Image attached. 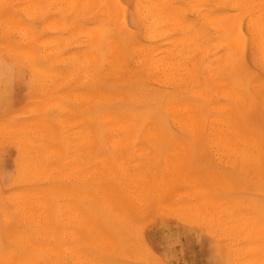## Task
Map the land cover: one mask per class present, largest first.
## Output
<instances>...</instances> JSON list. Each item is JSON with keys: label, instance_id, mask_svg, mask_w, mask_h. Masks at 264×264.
<instances>
[{"label": "rangeland", "instance_id": "rangeland-1", "mask_svg": "<svg viewBox=\"0 0 264 264\" xmlns=\"http://www.w3.org/2000/svg\"><path fill=\"white\" fill-rule=\"evenodd\" d=\"M223 1L0 0L2 250L26 241L60 264H264V0ZM114 112L153 116L158 141L186 144L189 159L97 160Z\"/></svg>", "mask_w": 264, "mask_h": 264}, {"label": "bare ground", "instance_id": "bare-ground-1", "mask_svg": "<svg viewBox=\"0 0 264 264\" xmlns=\"http://www.w3.org/2000/svg\"><path fill=\"white\" fill-rule=\"evenodd\" d=\"M223 1V0H222ZM235 1V0H234ZM241 1V0H240ZM90 2V1H89ZM224 2V1H223ZM243 1H241V3H242ZM264 3V2H263ZM76 4V3H75ZM228 4V3H227ZM225 5V4H224ZM238 5V4H237ZM242 5V4H241ZM244 5H248V1H244V4H243V6ZM254 5V4H253ZM245 6V7H246ZM262 6V5H261ZM236 7V6H235ZM238 7V6H237ZM255 7V6H254ZM260 7V6H259ZM254 9V8H253ZM256 9H257V7H256ZM250 10V9H249ZM257 11V10H256ZM262 11V10H261ZM258 12H259V9H258ZM251 13V12H250ZM256 13V12H255ZM258 15L260 14V13H257ZM257 14H254L255 16H258ZM251 15H253V14H251ZM241 16V15H240ZM264 16V15H263ZM252 17V16H251ZM260 17H261V15H260ZM263 19V18H262ZM221 20V19H220ZM256 22H259L258 21V17H257V19H256V17H255V19H254ZM259 20H260V18H259ZM261 21V20H260ZM214 22H216V21H214ZM252 22H253V19H252ZM256 22H255V25L259 28V26L261 27H263L264 28V26H263V23H261L262 25H259L258 26V24H256ZM262 22V21H261ZM240 22L238 21V25H240L239 24ZM254 23V22H253ZM232 24V23H231ZM235 24V23H234ZM232 26V25H231ZM254 25H252V23H251V21H250V23H249V35H250V40H251V42L253 43V41H254V39H256L255 38V36L256 35H258V34H260L259 36H261V30L260 29H258V31H255V30H253V27ZM255 26V27H256ZM241 27V26H240ZM257 27H256V29H257ZM218 28V27H217ZM221 28V27H220ZM263 28H262V30H263ZM219 29V28H218ZM238 31H239V28H238ZM248 31V30H247ZM256 32V33H255ZM83 33V32H82ZM263 33V35H264V31L262 32ZM241 35V34H240ZM243 35V34H242ZM259 36H258V40L260 39V40H262L261 39V37L259 38ZM233 37V39L234 40H236V43L240 46L243 42H245V39L243 38V37H241V36H239V32L237 33V32H235V35H233L232 36ZM245 37H247V36H245ZM263 37V36H262ZM260 40H259V42H260ZM26 41V40H25ZM217 42V41H216ZM42 43V42H41ZM229 43V42H228ZM227 43V44H228ZM254 43H255V41H254ZM261 44V43H260ZM214 45V44H213ZM230 45V44H229ZM260 46H263V45H260ZM260 46H258V47H260ZM231 48H233V45H232V47ZM230 48V49H231ZM240 48V47H239ZM254 48V47H253ZM261 48V47H260ZM234 49V48H233ZM237 49V48H236ZM251 50V49H250ZM252 51H254V50H252ZM22 52V51H21ZM20 52V53H21ZM238 52H239V50H238ZM237 52V53H238ZM256 52V51H255ZM264 52V49H263V51H262V53ZM25 54V53H24ZM16 55V54H15ZM21 55V54H20ZM46 55V54H45ZM255 55V54H254ZM257 55V54H256ZM262 55V54H261ZM237 56V55H236ZM256 57V56H255ZM263 58H264V56H262ZM226 58V57H225ZM260 59V58H259ZM224 60V59H223ZM253 61V60H252ZM264 61V60H263ZM225 62V61H224ZM254 62V61H253ZM219 63V62H218ZM262 63V62H261ZM260 63V64H261ZM28 64V63H27ZM259 64V65H260ZM157 65V64H156ZM257 65H258V63H257ZM113 66V65H112ZM219 66V65H218ZM149 68H151V66H148ZM155 67H157V66H155ZM162 67V66H161ZM167 67V66H166ZM95 68V67H94ZM104 68V67H103ZM159 68V67H158ZM157 68V69H158ZM165 68V67H164ZM170 68V67H169ZM173 68V67H172ZM237 68V67H236ZM152 69H154V65L152 66ZM167 69V68H166ZM235 69V68H234ZM36 70V69H35ZM34 70V71H35ZM226 70V69H225ZM119 71V70H118ZM150 71V70H149ZM148 71V72H149ZM158 71H160L159 69H158ZM168 71V70H167ZM162 72V71H161ZM164 72H166V71H164ZM160 73V72H159ZM169 73H170V70H169ZM211 73V72H210ZM163 74H165L166 75V73H163ZM212 74V73H211ZM211 78V77H210ZM224 80V79H223ZM209 82V81H208ZM207 83V82H206ZM222 83H224V81L222 82ZM222 83H220V84H222ZM226 85V84H225ZM255 85H256V83H255ZM107 86V85H106ZM207 86V85H206ZM98 87V86H97ZM99 88V87H98ZM104 88V87H103ZM253 88V87H252ZM249 89V88H248ZM100 90V89H99ZM224 90V89H223ZM256 89H254V91H255ZM172 91V90H171ZM98 93V92H97ZM255 93V92H254ZM98 94H100V93H98ZM97 94V95H98ZM106 94V93H105ZM217 93H215V95H216ZM259 94V93H258ZM109 95V94H108ZM220 95H223L222 93L220 94ZM237 95V94H236ZM263 95V94H262ZM101 96V95H100ZM106 96V95H105ZM167 96V95H166ZM226 96V95H225ZM230 96V95H229ZM253 96V95H252ZM76 97V96H75ZM98 97H99V95H98ZM114 97H116V96H114ZM203 97V96H202ZM215 97H217V96H215ZM239 97H240V95H239ZM101 98H102V96H101ZM108 98V97H107ZM123 98V97H122ZM204 98V97H203ZM224 98V97H223ZM240 98H243V97H240ZM253 98V97H252ZM249 99V98H248ZM99 100V99H98ZM169 100V99H168ZM205 100H206V98H205ZM219 100V99H218ZM228 100H230V99H228ZM240 100V99H239ZM109 101V100H108ZM121 101H123V99L121 100ZM162 101V100H161ZM243 102H244V100H242ZM103 102H104V100H103ZM106 102H107V100H106ZM240 102V101H239ZM108 103V102H107ZM106 103V104H107ZM163 103H164V101H163ZM98 104V103H97ZM176 104H177V106L176 105H174L173 104V110L175 109V111H176V109H177V111L180 113L181 112V110L182 109H187L186 107H184L183 105L182 106H180L177 102H176ZM244 104V103H243ZM107 105H109V104H107ZM167 105V104H166ZM206 105V104H205ZM218 105V104H217ZM185 106H187V105H185ZM208 106V105H207ZM213 106H215V105H213ZM212 106V107H213ZM221 106H222V104H221ZM224 107H225V105H223ZM241 106V105H240ZM169 107V106H168ZM175 107V108H174ZM211 107V108H212ZM227 107V106H226ZM165 108V107H164ZM202 108V107H201ZM204 108V107H203ZM202 108V109H203ZM214 108V107H213ZM212 108V109H213ZM222 108V107H221ZM170 109V108H169ZM217 109V108H216ZM232 109V108H231ZM166 110H167V108H166ZM213 110H215V108L213 109ZM218 110H219V112H220V109H219V106H218ZM226 109H224V111H225ZM110 110H108V112H109ZM168 111V110H167ZM166 111V112H167ZM222 111H223V108H222ZM201 112H202V110H201ZM226 112V111H225ZM169 113V112H168ZM178 113V114H179ZM187 113H189L190 114V112H187ZM98 114V113H97ZM188 114V115H189ZM226 114V113H225ZM224 114V115H225ZM230 114V113H229ZM107 115H109V114H107ZM184 115V114H183ZM194 115V114H193ZM110 121H111V124L109 123V125L107 126L106 124V129L107 128H109V133H111L110 135H111V141H108L109 143H108V145H109V147H108V145H106V142H105V145L107 146L106 147V149H108L109 148V154H107V155H104V156H102V157H99V156H97L96 157V159L97 160H103V159H160V157H161V155H162V159L163 160H165V159H189V156H190V149L188 148V146L186 145V144H182V146H177V145H171V144H169V145H163V144H161L158 140L160 139V140H164V137L162 136V133L163 132H161V129H160V131H159V129H158V127L156 126V124H155V119L156 118H154L153 116L151 117V116H149L148 114H145V113H139V112H128V113H125V112H114V113H111L110 115ZM109 116H107V118H109ZM173 116V115H172ZM187 116V115H186ZM191 116H192V114H191ZM92 117V116H91ZM207 117V116H206ZM224 117V116H223ZM225 117H226V115H225ZM224 117V118H225ZM230 117V116H229ZM100 118V117H99ZM99 118H97V119H99ZM105 118V117H104ZM175 118V117H174ZM174 118H171V119H174ZM196 118V117H195ZM210 118V117H209ZM102 119V118H101ZM159 119V118H158ZM177 119V118H176ZM182 119V118H181ZM192 119H194V118H192L191 117V120ZM207 119V118H206ZM213 119H215V118H213ZM219 119H221V118H219ZM218 119V120H219ZM178 120V119H177ZM185 120V119H184ZM225 120H227L226 118H225ZM99 121V120H98ZM160 121V120H159ZM182 121V120H181ZM207 121V120H206ZM224 120H222V121H220L221 123H224L223 122ZM241 121V120H240ZM63 122V121H62ZM161 122V121H160ZM174 122V121H173ZM178 122H180L179 120H178ZM178 122H175V123H177V125L179 124ZM186 122V121H185ZM192 122H195V121H192ZM230 122V121H229ZM187 123H189V122H187ZM187 123H185L186 125H187ZM196 123V124H195ZM194 123V127H198L197 126V123L198 122H195ZM227 123V122H226ZM183 124V123H182ZM206 124V123H205ZM244 124V123H243ZM63 125V124H62ZM185 125V126H186ZM196 125V126H195ZM226 125V124H225ZM179 126V125H178ZM237 126V125H236ZM164 128L166 127V126H163ZM180 127V126H179ZM189 127L187 126V129H188ZM231 128H233V127H231ZM190 130H192L191 128H189ZM205 129V128H204ZM237 129V128H236ZM104 130H105V128H104ZM163 130V129H162ZM101 131V130H100ZM108 131V130H107ZM193 132L195 131V130H192ZM234 131V130H233ZM191 132V131H190ZM192 132V133H193ZM213 132V131H212ZM222 132V131H221ZM231 132V131H230ZM236 132H237V130H236ZM107 132H105V134H106ZM197 133V132H196ZM224 133V132H223ZM160 134V135H159ZM165 134V133H164ZM217 134V133H216ZM218 134H220V133H218ZM193 134H191V136H192ZM102 136H103V133H102ZM194 136H196V134L194 135ZM216 136V135H215ZM237 137H238V135H236ZM108 137V136H107ZM182 137H183V135H182ZM185 137V136H184ZM221 136H219V138H220ZM236 137V138H237ZM253 136H251V138H252ZM186 138V137H185ZM218 138V137H217ZM245 138V137H244ZM143 140L141 143H139V145H136L135 144V141L136 140ZM151 139H154L153 141H151ZM176 139V138H175ZM188 139V138H187ZM225 139H227V138H225ZM242 139V138H241ZM253 139V138H252ZM108 140V139H107ZM216 140V139H215ZM237 140H239L241 143L243 142V141H241L239 138H237ZM92 141H93V139H92ZM102 141V140H101ZM187 142H189L190 140L188 139V140H186ZM219 141V140H218ZM83 142V141H82ZM171 142V141H170ZM176 142V141H175ZM179 141H177V143H178ZM186 142V143H187ZM239 142V143H240ZM253 142H254V139H253ZM93 144H94V141L92 142ZM184 143V142H183ZM217 143V142H216ZM220 142H218V144H219ZM224 143V142H223ZM227 143H229V142H227ZM238 142L236 141V144H237ZM240 143V144H241ZM245 143V142H244ZM191 144V143H190ZM226 143H224V145H225ZM254 144H257L258 145V143H253V145ZM103 145V144H102ZM194 145L195 144H193V148H194ZM220 145H221V143H220ZM229 144H226V146H228ZM244 145V144H243ZM256 145V146H257ZM92 146V145H91ZM225 146V147H226ZM230 146V145H229ZM233 146H236V145H233ZM241 145H239V147H240ZM102 147H104V146H102ZM216 147H217V145H216ZM239 147H236V148H239ZM42 148V147H41ZM196 148V147H195ZM198 148V147H197ZM242 148V147H241ZM241 148H239V149H241ZM256 148H258V147H256ZM260 148V147H259ZM192 149V148H191ZM235 149V148H234ZM101 150V149H100ZM197 150V149H196ZM196 150H194L193 149V151H195V152H198V151H196ZM226 150H227V148H226ZM232 150H233V148H232ZM237 151H239L238 149H236ZM235 150V151H236ZM229 151V150H228ZM227 151V152H228ZM241 151V150H240ZM243 151V150H242ZM257 151H259V149H257ZM200 152V151H199ZM224 152H226V151H224ZM247 152H248V148H247ZM106 153V152H105ZM194 153V152H193ZM193 153H191V154H193ZM238 153V152H237ZM250 153V152H249ZM196 154V153H195ZM252 154H254V152L252 153ZM194 155V154H193ZM193 155H192V159H193ZM241 156H243L242 155V152H241ZM254 156H255V154H254ZM258 156H259V154H258ZM232 157V156H231ZM231 157H229V159L231 158ZM244 157V156H243ZM247 157V156H246ZM89 158V157H88ZM91 158V157H90ZM245 158V157H244ZM243 158V159H244ZM95 159V160H96ZM191 159V160H192ZM195 159V158H194ZM193 159V160H194ZM245 159H247V158H245ZM251 159H252V157H251ZM256 159H257V157H256ZM259 159V158H258ZM249 160V159H248ZM18 161H19V159H18ZM33 164V163H32ZM134 164V163H133ZM135 165H136V163H135ZM104 166V165H103ZM140 166V165H139ZM28 169V168H27ZM78 169V168H77ZM28 171V170H27ZM38 171V170H37ZM29 173V172H28ZM36 173V172H35ZM130 174V173H129ZM142 174V173H141ZM148 174V173H147ZM146 174V175H147ZM117 175V174H116ZM134 175V174H133ZM139 175V174H138ZM136 176V175H135ZM53 177V176H52ZM126 177V176H125ZM124 178V177H123ZM128 178H129V176H128ZM132 178H134V177H132ZM131 178V179H132ZM142 178V177H141ZM54 180V179H53ZM108 180V179H107ZM118 180V179H117ZM128 181V180H127ZM53 182V181H52ZM138 183V182H137ZM145 185V184H144ZM125 186V185H124ZM131 186V185H130ZM137 186H138V184H137ZM158 187V186H157ZM136 189V188H135ZM142 190V189H141ZM157 191V190H156ZM132 192H133V190H132ZM140 193L141 194H143V192H141L140 191ZM158 195V194H157ZM23 196V195H22ZM137 197V196H136ZM139 197V196H138ZM160 197V196H159ZM158 198V197H157ZM181 198V197H180ZM141 199V198H140ZM36 200V199H35ZM135 202V201H134ZM178 202V201H177ZM40 203V202H39ZM144 203V202H143ZM43 204V203H42ZM42 206V205H41ZM45 207V206H44ZM60 207V206H59ZM67 207V206H66ZM47 209V208H46ZM42 212V211H41ZM44 213V212H43ZM47 212H45V215H44V217H43V219H45V217H46V214ZM42 216H43V214H42ZM48 217V216H47ZM47 217H46V219H47ZM68 218V217H67ZM117 219V218H116ZM40 221V220H39ZM47 221V220H46ZM33 222V221H32ZM248 222V221H247ZM110 224V223H109ZM241 225V224H240ZM113 226V225H112ZM43 227V226H42ZM45 228H47V227H45ZM44 228H42L41 230H43ZM44 230H46L47 231V229H44ZM44 230H43V232H44ZM39 231V230H38ZM16 233V232H15ZM39 233V232H38ZM41 233V232H40ZM0 234H1V232H0ZM30 235V234H29ZM32 235V234H31ZM41 235V234H40ZM42 235H44V233L42 234ZM41 235V236H42ZM20 236V235H19ZM23 236V235H22ZM28 236V235H27ZM37 236V235H36ZM55 236V235H54ZM17 237V236H16ZM53 237V236H52ZM7 238V237H6ZM19 238V237H18ZM33 238V237H32ZM55 238H57V235L55 236ZM4 239V238H3ZM11 240V239H10ZM28 240H30L29 239V237H28ZM37 240H39V239H37ZM41 240V239H40ZM46 240V239H45ZM45 240H43V241H45ZM33 241H34V239H33ZM50 241V240H49ZM55 241H57V239H55ZM17 242V241H16ZM23 242V241H22ZM39 242V241H38ZM105 242V241H104ZM19 243V242H18ZM42 243V242H41ZM31 244V243H30ZM29 244V242H24L23 243V245H21L18 249H10L9 248V250H2L1 248H0V264H60V261L58 260V259H55V260H52V259H47V258H45V257H41V256H35V255H32L31 253H30V251H31V248L30 249H28V246L30 245ZM35 245V244H34ZM44 245V244H43ZM43 245H39L38 247H43ZM36 246V245H35ZM45 247V246H44ZM49 247V246H48ZM8 248V247H7ZM46 249H47V247H45ZM50 248V247H49ZM42 249V248H41ZM44 249V248H43ZM35 250V249H34ZM48 250V249H47ZM28 251H29V253H28ZM54 250H52V252H53ZM50 252H51V249H50ZM52 252H51V254H52ZM47 253H48V251H47ZM54 253V252H53ZM55 253H57V252H55ZM62 253V252H61ZM60 253H58L57 255H59ZM50 256V255H49ZM52 256H53V254H52ZM54 257V256H53ZM65 257V256H64ZM63 257V258H64ZM77 258H78V256H76ZM58 258V257H57ZM74 264V263H73Z\"/></svg>", "mask_w": 264, "mask_h": 264}]
</instances>
